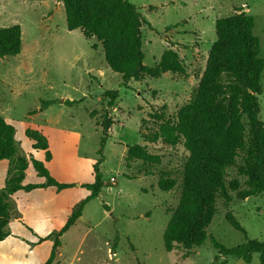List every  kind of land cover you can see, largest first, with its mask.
Segmentation results:
<instances>
[{
	"label": "rangeland",
	"instance_id": "374dc122",
	"mask_svg": "<svg viewBox=\"0 0 264 264\" xmlns=\"http://www.w3.org/2000/svg\"><path fill=\"white\" fill-rule=\"evenodd\" d=\"M67 1L73 3L0 0V29L19 25L22 31L21 53L0 59V116L15 127L14 140L26 158L45 162V152L33 148L26 130L47 137L55 154L49 171L71 179L75 189L70 197L75 194L84 200L90 193L76 186L94 182L93 166L101 158L102 116L107 106L102 94L119 92L100 166L106 185L62 236L57 264H248L220 256L211 241L214 237L233 248L251 239L264 240V194L243 197L248 187L247 178L239 174L240 158L227 169L232 199L217 201L205 243L190 253L180 245L167 251L164 234L179 208L190 157L175 127L179 112L199 88L217 39L216 21L240 11L253 15L254 33L261 42L259 56L264 59V0H128L142 15L145 69L127 86L106 59L108 55L123 65L129 58L127 37L106 41L109 27L125 19H104L95 26L86 21L70 31ZM93 3L83 0L81 12L92 15ZM163 60L175 72L157 77L156 67ZM258 98L264 126V72ZM50 100L59 102L42 109V102ZM64 100L81 101L69 106ZM165 175L174 184L169 191L158 186ZM2 178L7 176L0 165ZM24 182L46 180L29 163ZM228 214L245 234L228 222ZM47 240L45 247L53 242ZM114 244L115 251H109ZM250 264H260L258 254Z\"/></svg>",
	"mask_w": 264,
	"mask_h": 264
},
{
	"label": "trees",
	"instance_id": "16d2710c",
	"mask_svg": "<svg viewBox=\"0 0 264 264\" xmlns=\"http://www.w3.org/2000/svg\"><path fill=\"white\" fill-rule=\"evenodd\" d=\"M83 0L67 1V28L74 31L91 26L104 19H125L110 26L106 41L129 39V58L124 64H117L108 55L106 57L112 71L122 75L123 85L132 79H138L144 66L140 24L142 15L128 0H93L92 15L81 12ZM255 18L240 11L216 21L217 39L214 42L204 75L193 101L179 112L175 131L185 140L190 152L184 171L182 194L179 208L169 222L164 234L167 251L175 245L182 246L188 253L201 247L209 238L207 228L216 213V203L231 201L230 185L226 180L227 169L239 162V174L247 178V190L244 198L264 194V126L261 122L260 102L264 59L260 58V38L254 33ZM22 31L19 25L0 29V59L14 57L21 53ZM160 76L166 71L175 72V67L163 60L156 67ZM107 106L103 111V137L98 154L101 158L94 164V182L82 184L90 194L73 209L66 224L40 241L52 239L53 247L44 264H54L62 246V236L82 217L86 204L97 198L105 187L100 169L103 162V150L109 131L113 125L111 110L119 98L117 90H105L102 94ZM81 101V100H80ZM80 101L64 100L65 105H74ZM58 100L42 102V109L58 103ZM26 136L31 139L35 150L45 152V162L52 160L47 137L38 130L27 129ZM15 127L0 116V161L9 162L5 185L0 189V241L11 235L10 221L15 213L12 196L18 191L30 192L38 188L56 187L58 191L75 187V184L61 183L56 180L44 161L19 154L15 142ZM31 163L36 174L46 180L44 184H24L28 165ZM162 191H169L174 184L161 177L158 183ZM228 222L239 232L244 228L232 214L227 215ZM214 249L222 257L241 259L250 264L254 254L259 255L260 264H264V240H248L246 243L228 248L211 237ZM113 245V250L116 249Z\"/></svg>",
	"mask_w": 264,
	"mask_h": 264
},
{
	"label": "crops",
	"instance_id": "0c3cea01",
	"mask_svg": "<svg viewBox=\"0 0 264 264\" xmlns=\"http://www.w3.org/2000/svg\"><path fill=\"white\" fill-rule=\"evenodd\" d=\"M53 158H55V154H52V161L45 162L48 169L54 162ZM0 165L3 174L6 172L7 176L9 162L2 160ZM52 175L61 183L72 184L67 175H58L53 172ZM5 181L6 178L0 180V189L4 187ZM24 184L27 185L25 182ZM81 185L82 183H79L76 187L81 188ZM74 189L75 187L58 191L56 187L52 186L34 189L30 192L18 191L12 196L17 215H14L10 221L11 235L0 241V264H44L47 261L53 242L51 241L45 247L48 240H40L54 231H59L66 224L74 207L81 200L80 198L76 199L75 194L70 197ZM19 200H21L20 204H17ZM109 251H115L113 246ZM58 261L59 258L54 264H57Z\"/></svg>",
	"mask_w": 264,
	"mask_h": 264
}]
</instances>
